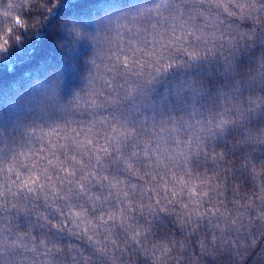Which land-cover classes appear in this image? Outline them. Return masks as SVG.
<instances>
[{
    "label": "clouds",
    "instance_id": "obj_1",
    "mask_svg": "<svg viewBox=\"0 0 264 264\" xmlns=\"http://www.w3.org/2000/svg\"><path fill=\"white\" fill-rule=\"evenodd\" d=\"M0 264H264V0H0Z\"/></svg>",
    "mask_w": 264,
    "mask_h": 264
}]
</instances>
